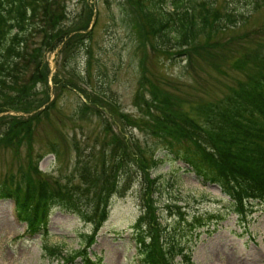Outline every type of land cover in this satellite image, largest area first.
Wrapping results in <instances>:
<instances>
[{
	"label": "rangeland",
	"instance_id": "obj_1",
	"mask_svg": "<svg viewBox=\"0 0 264 264\" xmlns=\"http://www.w3.org/2000/svg\"><path fill=\"white\" fill-rule=\"evenodd\" d=\"M199 1L205 0L190 5ZM208 1L213 3L217 28L210 32L204 27L196 47L194 43L167 47L170 43L163 34L152 35L126 0H49L50 10L63 16L59 25L72 30L68 37L82 33L89 37L82 43L75 39L64 51L61 43L44 51L46 84L32 85L34 64L29 63L19 72L16 86L3 87V99L17 90L25 93L21 105L30 107L31 114L42 102L49 107L26 131L11 128V138L0 127V184L27 174L54 196V203L47 200L48 206L38 208H44L46 217L28 238L26 223L16 220L12 202L0 199V264H81L77 254L82 249L90 261L99 258V264H140L130 236L140 231L146 235L145 223L136 224L143 213L141 189L147 181L157 188L149 195L154 220L173 225L172 233L184 235L182 239L191 236V264H264V202L244 201L238 217L215 184H200L181 161L165 154L170 149L190 157L206 173L212 171L197 143L175 129L184 134L191 130L186 123L191 118L206 127L217 111L227 107L231 92L240 84L247 90V79L261 72L264 0H258L255 9V0ZM229 12L241 15V20H221ZM40 17L39 13L28 37V50L39 46ZM84 24L86 29L81 28ZM74 90L85 98L86 110ZM1 102L2 97L0 108ZM21 105L13 107H25ZM254 109L241 120L251 130L264 125V110ZM12 115L21 113L0 111V122ZM175 118V123L170 121ZM241 143L235 150H243L238 148ZM121 147L124 151H118ZM121 152L123 165L114 169L116 191L108 198L106 219L88 244L92 226L61 208L63 192L71 187L78 195L88 177L98 178L101 163L106 171ZM83 163L87 174L79 170ZM88 191L79 197L86 213L95 202L87 198L98 188ZM147 219L150 216L143 221ZM67 257L73 259L68 262ZM172 262L184 264L179 257Z\"/></svg>",
	"mask_w": 264,
	"mask_h": 264
},
{
	"label": "trees",
	"instance_id": "obj_2",
	"mask_svg": "<svg viewBox=\"0 0 264 264\" xmlns=\"http://www.w3.org/2000/svg\"><path fill=\"white\" fill-rule=\"evenodd\" d=\"M192 1L196 0H126L139 18H143L144 24L152 35L163 34L170 43L167 44V47L176 44L187 47L193 43L195 44L193 47H196L195 40L203 32L204 27L209 26L210 32L213 31V28H217L215 22L218 18L212 12L213 3L208 0L199 1L193 7L190 5ZM262 2L263 0H260V3ZM258 3V0L253 1L252 9H255L259 5ZM167 5L170 7V11L165 10ZM39 13L41 15L39 46L28 50L27 40L31 36L35 18ZM62 18V15L53 12V8L50 10L49 0H0V97H2L1 103H3L0 108L1 112L15 111L23 114L31 112L30 107L26 108L25 105H21L25 93L19 94L20 90H17L18 93H15L13 97L3 99V96L6 95V90L3 87L8 89L13 84L16 86L18 74L25 65L34 64V71L29 78L32 80V85L36 82L46 84L47 68L43 62L44 51L51 50L60 43L62 44L61 51H64L70 48L75 39L79 38L80 43L88 39L89 33L73 34L68 37L72 30L67 31V27L59 25ZM221 20L228 23L236 22L241 20V15L229 12ZM81 28L86 29L87 26L84 24ZM65 38L67 39L65 40ZM260 62L262 65L258 68L261 70L259 76L247 79V90H244L245 84L238 85L237 91L233 92V90L231 92L233 94L225 100L227 107L216 112L213 122L207 123L208 125L202 128L191 118L186 122L187 128L190 127L191 130H184V134L175 129L177 133L192 138V143H197L200 155L213 165L212 171L206 173L190 157L180 156L170 149L165 150L167 156L171 155L173 159L185 164L186 170L192 172L199 183L215 184L219 191L229 198L228 204L233 207L232 210L235 214L242 213L241 208L245 206L244 201L264 202V125L262 128L251 130L241 124L243 118L250 117L248 113L254 107L257 112L264 110V61ZM19 89L24 91L23 86H20ZM242 103H245L244 105L249 109L248 112ZM43 104L42 102L32 110H36ZM15 105L25 107H13ZM80 106L84 110L87 109L86 105L81 102ZM48 107L49 105H46L43 110L27 118L10 116L6 122H0V127L5 131L4 135L11 138V128L25 129L26 131L31 121H34L42 113L46 114ZM2 118L0 117V121ZM170 121L175 123L178 118ZM102 122L107 126L104 120ZM0 135H2L1 132ZM248 138H256L257 141H250ZM241 141L238 148L243 150H235ZM120 150L124 151L122 147L118 151ZM123 154V152L115 154L114 162L106 171L101 163L100 169H98V178L88 177L86 188L79 189L81 192L78 195L72 191L71 187L63 192L61 208L65 212L74 213L75 216L92 226L91 234L86 237L88 244L93 241L94 234L106 219L108 198L112 192L116 191V186L113 184L114 169L122 167ZM79 166V170L87 174L89 169L85 167V164ZM147 182L141 189V194L144 196L143 200L141 197L143 213L138 216L136 224L137 227H140L145 223L146 235H142L141 231L136 235L131 234L135 255L140 264H174L172 261L176 257H179L181 263L191 264L189 256L191 236L188 239H182L184 235L177 236L175 231L172 233L173 225L164 226L154 220V210L152 209L154 200L149 198V195L156 193L157 188H154L152 181ZM151 187H153L152 190ZM94 188H98L97 193L91 192V197L87 199L95 202L89 206L91 208L86 213L81 208L82 203L79 197L81 193L85 195L89 192L88 189ZM0 199L13 201L16 217L20 221L26 222V229L32 234L38 232L39 229H34L35 224L46 217L44 208H41L43 210L38 208L41 205L48 206L46 201L53 202L54 196L48 193L41 183L37 185L29 175L22 174L14 183L0 184ZM238 214L236 215L239 217ZM149 216L150 220L143 221L145 217ZM182 227L181 223L179 228L182 229ZM195 227L198 225L192 228ZM192 237L194 241L198 236L195 234ZM85 250H79L77 254L82 261L81 264H99V258L94 262L89 261ZM66 259L70 262L73 258L67 257Z\"/></svg>",
	"mask_w": 264,
	"mask_h": 264
}]
</instances>
